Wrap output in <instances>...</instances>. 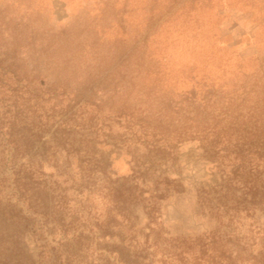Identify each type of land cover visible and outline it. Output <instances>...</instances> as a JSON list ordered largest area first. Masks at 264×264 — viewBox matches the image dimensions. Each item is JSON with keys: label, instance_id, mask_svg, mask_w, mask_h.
Wrapping results in <instances>:
<instances>
[{"label": "rangeland", "instance_id": "rangeland-1", "mask_svg": "<svg viewBox=\"0 0 264 264\" xmlns=\"http://www.w3.org/2000/svg\"><path fill=\"white\" fill-rule=\"evenodd\" d=\"M264 264V0H0V264Z\"/></svg>", "mask_w": 264, "mask_h": 264}, {"label": "trees", "instance_id": "trees-1", "mask_svg": "<svg viewBox=\"0 0 264 264\" xmlns=\"http://www.w3.org/2000/svg\"><path fill=\"white\" fill-rule=\"evenodd\" d=\"M211 264H217V261L212 260Z\"/></svg>", "mask_w": 264, "mask_h": 264}]
</instances>
